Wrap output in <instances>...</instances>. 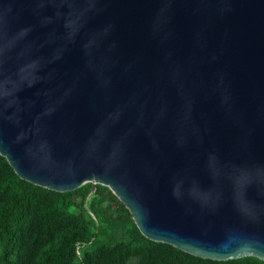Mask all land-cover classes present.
I'll list each match as a JSON object with an SVG mask.
<instances>
[{
  "label": "water",
  "instance_id": "1",
  "mask_svg": "<svg viewBox=\"0 0 264 264\" xmlns=\"http://www.w3.org/2000/svg\"><path fill=\"white\" fill-rule=\"evenodd\" d=\"M0 154L107 186L153 241L264 260V0H0Z\"/></svg>",
  "mask_w": 264,
  "mask_h": 264
},
{
  "label": "trees",
  "instance_id": "2",
  "mask_svg": "<svg viewBox=\"0 0 264 264\" xmlns=\"http://www.w3.org/2000/svg\"><path fill=\"white\" fill-rule=\"evenodd\" d=\"M93 184L70 192L54 191L18 176L0 154V264H120L134 251L155 264H264L255 256L229 260L202 258L143 235L133 215L108 187ZM74 194L81 201L73 199ZM69 216L75 223L54 231ZM106 254L102 261L99 258Z\"/></svg>",
  "mask_w": 264,
  "mask_h": 264
},
{
  "label": "rangeland",
  "instance_id": "3",
  "mask_svg": "<svg viewBox=\"0 0 264 264\" xmlns=\"http://www.w3.org/2000/svg\"><path fill=\"white\" fill-rule=\"evenodd\" d=\"M73 199L77 202H80L81 196L78 194H74ZM69 217L70 218L66 219L65 221H61V222L57 221L54 227V231L55 232L58 231L61 227L65 225H70V224L75 223L76 221L75 218L73 216H69ZM163 251H164V248L156 249V252L151 260L146 259V254L144 251H141V250L134 251V252H131L127 257H125L124 262L123 263L121 262L120 264H155L157 257L161 255ZM105 256L106 254L102 255L99 258V262H101L102 258H104Z\"/></svg>",
  "mask_w": 264,
  "mask_h": 264
}]
</instances>
